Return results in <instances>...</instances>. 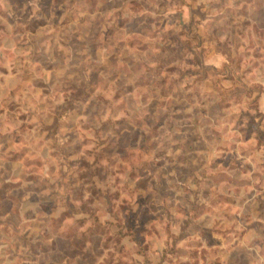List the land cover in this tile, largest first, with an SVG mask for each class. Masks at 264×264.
Returning a JSON list of instances; mask_svg holds the SVG:
<instances>
[{"label":"rangeland","instance_id":"obj_1","mask_svg":"<svg viewBox=\"0 0 264 264\" xmlns=\"http://www.w3.org/2000/svg\"><path fill=\"white\" fill-rule=\"evenodd\" d=\"M263 141L264 0H0V264H264Z\"/></svg>","mask_w":264,"mask_h":264},{"label":"crops","instance_id":"obj_2","mask_svg":"<svg viewBox=\"0 0 264 264\" xmlns=\"http://www.w3.org/2000/svg\"><path fill=\"white\" fill-rule=\"evenodd\" d=\"M256 153H259V160L262 161V164H254L253 171L251 173L252 181L251 185L253 189L248 194V202L251 206L258 209L261 207V210H264V141L256 147ZM257 185V186H256ZM258 203L257 206L253 204ZM261 219L264 220L263 212L260 215Z\"/></svg>","mask_w":264,"mask_h":264}]
</instances>
